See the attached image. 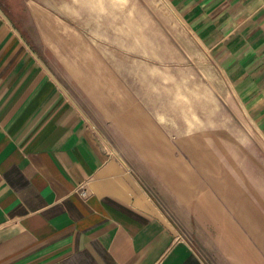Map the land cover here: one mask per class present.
<instances>
[{
  "label": "crops",
  "instance_id": "1",
  "mask_svg": "<svg viewBox=\"0 0 264 264\" xmlns=\"http://www.w3.org/2000/svg\"><path fill=\"white\" fill-rule=\"evenodd\" d=\"M170 1L221 71L224 101L233 95L264 139V0ZM67 86L0 12V264H210L189 236L209 208L234 232L232 262L264 264V180L239 170L237 152L117 145ZM165 149L171 163L158 160Z\"/></svg>",
  "mask_w": 264,
  "mask_h": 264
},
{
  "label": "rangeland",
  "instance_id": "2",
  "mask_svg": "<svg viewBox=\"0 0 264 264\" xmlns=\"http://www.w3.org/2000/svg\"><path fill=\"white\" fill-rule=\"evenodd\" d=\"M0 12L44 66L67 79L76 102L102 118L99 124L114 133L117 145H229L239 170L264 180V139L233 95L224 101L228 88L221 71L170 0H0ZM78 77L81 85L68 80ZM129 92L138 105L127 110L121 104ZM132 152L142 157L140 149ZM158 152V160L171 163L172 151ZM211 152L213 159L219 155ZM149 169L150 178L164 176L156 166ZM210 212L189 236L210 264H234L228 252L235 248L234 232L230 237L217 228L216 221L222 227L225 222L215 209Z\"/></svg>",
  "mask_w": 264,
  "mask_h": 264
},
{
  "label": "built area",
  "instance_id": "3",
  "mask_svg": "<svg viewBox=\"0 0 264 264\" xmlns=\"http://www.w3.org/2000/svg\"><path fill=\"white\" fill-rule=\"evenodd\" d=\"M82 196H84V197L87 196V192L83 191Z\"/></svg>",
  "mask_w": 264,
  "mask_h": 264
}]
</instances>
